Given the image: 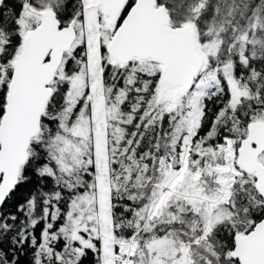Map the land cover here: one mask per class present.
<instances>
[{
    "label": "snow or ice",
    "instance_id": "1",
    "mask_svg": "<svg viewBox=\"0 0 264 264\" xmlns=\"http://www.w3.org/2000/svg\"><path fill=\"white\" fill-rule=\"evenodd\" d=\"M0 264H264V0H0Z\"/></svg>",
    "mask_w": 264,
    "mask_h": 264
}]
</instances>
